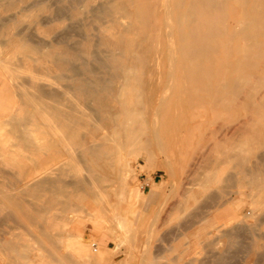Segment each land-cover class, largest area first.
<instances>
[{
	"label": "rangeland",
	"instance_id": "374dc122",
	"mask_svg": "<svg viewBox=\"0 0 264 264\" xmlns=\"http://www.w3.org/2000/svg\"><path fill=\"white\" fill-rule=\"evenodd\" d=\"M138 1L142 4V17H144L141 22L143 25H140L138 18L136 20L135 17L138 9L135 8V4ZM247 1L245 0V7L242 6L241 2L238 3L235 0H224L222 9H217L220 6L216 7L217 11L220 10L219 13L223 10L218 18L220 17L221 21L224 22L221 24H226V29H223L218 22V29L221 30L222 36L220 33H218L220 36L215 33L216 28L213 32L214 35L211 34L209 38H213L211 41L209 40V43L216 49L208 51L207 56L205 53L203 59L201 56L199 63L196 61L197 65L203 64L200 66L203 67L202 69L205 70L206 74L211 72L209 73L211 78L208 75H202V69H199L201 73L197 72V67L191 64L196 68V70H192L190 63H187V69L186 63H174L171 70L172 65L167 60V29L164 21L166 15L162 0H86L84 6L79 7L77 5L76 13L72 11L56 15L54 12L55 0L54 2L53 0H15L14 9L0 11V24H4V28L0 32V42L2 43H0V86L5 90L9 89L8 93L4 92L0 96V106L9 107L8 109H0V115L14 114L16 116V113L20 112L18 115L20 116L26 113L25 106L19 99L14 98L10 91L18 89L15 81L20 82L18 77L20 79L23 77L17 74L22 72L21 74L28 75L35 68L39 71L50 72L51 77L55 79L54 82L43 78L41 82L44 81L45 84L47 83L45 80L48 81L47 84L50 82L51 87L56 88L60 93L62 100L68 98V94L65 95L64 91L68 89L66 84L73 82L72 73L66 69L64 64L57 63L55 68L53 64H50L48 57L49 54L57 53L61 58L69 57L70 53L64 43L77 42L83 49V55L87 57L89 56L88 49L93 48L92 41L98 39L103 55L107 54V50H112L116 56H120L122 49L127 51L138 50V42L144 41L148 35V40L144 41L145 44L141 47V50L146 52V61L139 72V79L138 74H133L129 79L130 81L124 89L126 92L124 98L120 100L107 98L104 100V106L113 115L122 111L120 101L132 106L135 117L127 120L120 116L116 124L127 122L128 126H132L133 133H125L116 127L118 132L115 134L112 132L115 122L105 120L101 127L106 129L105 136L107 135L110 139L106 141L105 148L98 154L99 157H96L94 153L90 154L87 150L95 141L102 140L104 131H100L98 124H93L92 119L88 117V110L85 111L86 116L79 126L78 137L70 141L71 145L65 142L66 145L68 144L67 147L63 143L64 139L61 136L63 134L60 135L62 140L57 137L60 128L55 119L52 125H56L54 127L55 129L57 127L56 131L51 132L48 128L38 130L35 128L34 130L39 131L46 140H53L56 143L57 148L54 153H57L59 159L53 167L61 166V164L64 166L65 161L68 162L64 168L61 166L63 171H58L64 172L63 175L65 176H59L60 173L55 171L59 175L56 176V173L53 178L62 177L61 179L64 178L69 183L74 184L75 182L79 185L80 178L81 182L87 181L88 183L92 177L94 180L92 184L106 189L107 195H109L108 199L112 204L119 201L116 194L120 193L124 187L122 179L126 166L132 171L129 183L141 190L144 185L140 180L141 176L150 178L158 161L162 162L163 165L161 166L166 171V174L159 178L158 183V186L165 191L162 201L155 209L150 210L147 191L142 192L134 203L137 221L130 226L124 225L118 229L114 222L115 216L121 214L122 205L126 206V202H128L126 191L123 193L124 200L119 203V210L113 213L106 204L103 210L95 205L94 209H98L110 218V222L102 225L111 226L114 230V234L108 232L109 237L105 238L103 243L104 245L107 243L109 247L117 244L116 251L111 252L112 250L106 247L109 252L106 256H100L93 252L86 255L82 251L76 253L79 248L83 250L82 244L78 246L77 251H67L64 244L67 242V239L64 238L67 229L72 232L70 228H67V225L70 224L68 219H71V222L81 220L82 218L74 217V215H85V212H90L96 198V187L91 188V185H83V189H80L82 186L72 189L78 192L69 189L68 194L62 193L67 196L57 197L48 189L43 191L41 183L39 185L41 188H38L43 191L42 194V191L37 187L36 192L34 187L30 189L34 185H29V183L31 184L34 179L27 178L26 175H15L14 179L11 177L9 181L7 177L0 176V192L10 194L0 197V264H264V62L260 60L264 56V24L260 27L259 23L256 22L247 24L249 28L256 24V29L257 26L260 29V31L257 29L259 32L255 29L258 32L257 37H255L257 39L253 38L252 40V43L256 42L254 40L258 41L256 42L258 50H260L259 48L262 49L259 51L262 54L260 59H256L257 55L260 56L256 48L251 50L249 47L250 51H247L248 47L245 46L252 37L249 38V36L254 34V37L255 33H251L247 37H242L243 33L242 35L239 33L241 37L236 35L238 33L234 35L235 26H238L237 24L242 20L240 15H242L243 8L250 10L252 7L254 9L261 7V9L259 8V16L258 13L254 16L256 20L259 19L264 23V7H262L264 0H257L258 3L255 0ZM254 1L258 4L257 6H255ZM64 2L68 4L72 0H64ZM104 2H108L111 9L119 7V11H121V5L125 7L127 15H123L124 19L121 22L123 21L124 27L129 28V30L125 28L127 33L123 32L124 27L122 25L120 27L116 24L109 31L100 32L98 28L100 22L88 21L90 13L87 9ZM190 2V0H185L184 4L189 5ZM178 3L179 0H171L170 2L175 21L174 33H177L179 28L176 23L177 15L184 8L182 5L179 7ZM154 11L155 14H153ZM256 11L258 8L255 9L254 14ZM212 13L215 15L216 11L214 10ZM107 18H103V20ZM102 24L103 27H110L112 23L104 22ZM94 27L97 29L94 30ZM30 32L34 34L33 39L34 43H38L37 46L45 45L49 49H41V53L37 54L30 47H27L23 34ZM79 35H84V37H79ZM36 36L38 40L42 39V41H38ZM244 36H246L245 33ZM120 37L124 40L123 43H119ZM228 38H231L232 41L230 39L228 41ZM245 38L248 40L245 41ZM57 41L60 43L57 44ZM227 41L230 42L228 43L229 48ZM259 42H261L260 46ZM253 45L255 47V44ZM148 46H150L149 50ZM227 48L231 50H229L230 55L227 54ZM156 51L157 54H155ZM223 51H225L224 54ZM133 56L132 53H129L128 59L133 60ZM210 56L214 59L211 60L213 64L209 62ZM152 58L157 60L158 66H156L157 63L155 65L150 61ZM224 59L226 60L224 61ZM257 60L261 61L260 65H256ZM221 64H224L227 69H223ZM126 65L127 67L132 66L130 62H127ZM15 66L18 68L21 66L22 68L19 69L21 71L18 68L16 71ZM137 66L134 64L136 69ZM208 68L210 69L209 72H207ZM10 70L12 71L10 72ZM118 71L120 72V70ZM169 71L170 73L173 71V81L170 80ZM12 72L14 74L15 72L19 73L15 74L16 76H13L12 79ZM151 72H153L152 76L148 78ZM186 72L187 75L190 74V80L195 73H199V76L196 74L199 79H194L196 82L192 79L194 82L192 84L185 75ZM134 73L137 72L134 70ZM89 75L92 76V74ZM200 75L205 76L204 82L201 83H204L203 87L208 85L209 92L202 89L200 80L203 77ZM207 76L210 78L211 87L208 84V79L206 80ZM220 81L224 82H222L223 86L221 84L216 85ZM236 81L238 87L235 86ZM169 82H173L172 88L170 94L165 95L164 99L161 97L162 91H164V87H168ZM119 85L118 83L113 85L115 94ZM192 87L197 89V92L192 91ZM149 90L151 91L149 92ZM138 93L140 95L136 97ZM81 102L83 101L81 100ZM41 103L42 101L39 104ZM142 104L145 106L143 107ZM21 105L22 108L19 107ZM32 111L39 118L33 121L29 130L35 127V121L36 123L47 121V118L45 120V118L40 117L39 113L42 115V111L38 113V110L34 111V108ZM46 114L49 115L51 112ZM49 119L48 122H50ZM7 121L8 119L0 118V138L6 139L7 142L3 145L1 143L3 141L0 139V149L8 145V142L14 141L20 148L18 151L24 150L23 147L26 145L22 139L17 141L19 136L16 138L15 135L10 134L15 121ZM51 121L53 120L51 119ZM20 122L25 123L22 120ZM54 128L52 126L49 129L53 130ZM42 131L46 133L43 134ZM60 131L61 129L59 133ZM53 132H57V136ZM38 133L36 132L35 136L40 135ZM41 135L38 138H42ZM25 137H22L23 140ZM60 143L62 147L59 145ZM129 147L132 148L128 150ZM118 155L119 161L117 160ZM35 156L33 157H44L45 154L39 153ZM152 160L153 162H151ZM22 161L25 164L30 163L28 160L22 159ZM236 161L239 163L236 164ZM123 162H125L124 166ZM70 163L71 165H68ZM80 168L81 170H79ZM72 170L74 174L70 173ZM0 171L8 172V168L4 167L2 162ZM255 172L256 175L258 174L257 176L254 175ZM96 175L98 176L96 177ZM231 177L232 180H229ZM19 187L20 190H23L18 192ZM25 189L27 190L25 191ZM23 192L25 193L22 194ZM26 192L28 193L26 194ZM0 196H2L1 193ZM51 197L56 199L55 203H57L58 198L61 204L67 202L68 208L58 205L59 202L56 205L52 202ZM3 198L7 202L2 201ZM9 198L10 200H8ZM47 202L53 204L46 205ZM77 211L79 212L77 213ZM142 214H146L145 217L139 218ZM87 218L88 216H85L83 221H88ZM2 220L7 222L3 223ZM89 233V229L85 228L84 236L89 237ZM112 236H114L115 242Z\"/></svg>",
	"mask_w": 264,
	"mask_h": 264
},
{
	"label": "bare ground",
	"instance_id": "6f19581e",
	"mask_svg": "<svg viewBox=\"0 0 264 264\" xmlns=\"http://www.w3.org/2000/svg\"><path fill=\"white\" fill-rule=\"evenodd\" d=\"M38 1H40V0H38ZM85 1L86 0H72L71 3L65 4L64 0H55V2L53 0V2L55 3V9H54L55 15L58 14V13H62V12H72V11H74L76 13L77 5H79V7L82 6V5L84 6ZM162 1H164V2H162L163 3L162 6L164 7V11H165V15H166L164 21L166 22L165 24H166V29H167L166 30V34H167V49H168V57H167V60H168L169 64L172 65L170 67L171 70H172V68L174 66L173 65L174 63L183 62V63H186V69H187V63H190L189 64L190 66L193 65V66L197 67V69H198V70H196V68L192 66V68H191L192 70H196L197 72H200L199 69L201 70L203 68L200 65H203V64H201V63L199 65L196 64L197 62L199 63L200 57L202 56L201 58L203 59V56H204L205 53H206L205 56H207V52L208 51H210L212 49H213L212 51H214V49H216V48H213L210 45V43H209L213 39V38L212 39H209L210 36H211V34L214 35L213 32L215 31L216 28H217V30L215 31V33L217 35H219L218 33H220V34L222 33L221 30L218 29L219 28L218 27V22L220 23V25L222 26L223 29H226L225 28V25L226 24H221V22H222L221 20L222 19L220 17L218 18V15L220 16L221 15V12L223 10L220 13H219L220 10L217 11V9H222L221 7H224L222 5L224 3V0H190L191 2H190L189 5H185L184 4L185 0H179L178 6L180 7V5H182L184 8L181 11V13L179 15H177V19H176L177 22L176 23H177V25L179 27L177 33H174L175 21H174V17H173L172 8L170 6L171 0H162ZM238 1L239 0H235V2H238ZM255 1L258 3L257 0H255ZM255 1H254V3H255ZM260 1H263V0H260ZM160 2L161 1H159V3ZM239 2H241L242 3V6L245 7V5H246L245 4L246 3L245 0H244V4H243V0H241ZM241 3H240V5H241ZM257 3H255V6L258 5ZM262 3L264 4V1ZM259 5H261V3H259ZM26 6H28V5H26ZM135 6H136L135 7L136 9L138 8L137 9V16L138 17L135 16L136 17V20L138 18V20H139L138 23H140V25H143V23L141 22L142 21V18L144 17V16L142 17V4H141L140 1H138L135 4ZM242 6H241V9L243 8ZM14 7H15V0H0V11H9V10L14 9ZM121 7H122L121 8V11H119V7H117V8L114 7V8L111 9V8H109L108 2H104V3L99 4V5H97L96 7H93V8L91 7L89 9H87V11L90 13L89 14L88 21L89 22H91V21L100 22V24L98 26L100 32L109 31L110 29L113 28V25L114 24H116L117 26H120V27L122 25V27H124L123 26L124 23H122L123 21L121 22V20L124 19L123 15H127V12H126L125 7L123 5H121ZM216 7H219V8L216 9ZM262 7H264V6L262 5ZM40 8H42V7H40ZM257 8H258V11H256V13L254 14L255 9H257ZM259 8L261 9V7H255V9L252 7L250 10L243 8V12H241L242 15H240V16H242V20H240V22L237 24L238 26H235L234 35H235V33H238L236 35H240L239 33H241V35H242V33H243L242 37H247V35H250L251 33L252 34L255 33V36L254 37H253L254 34L249 36V38L252 36L251 37L252 39L250 38L249 42L250 41H251V43L253 42L252 41L253 38L257 37L256 35L260 31V29L258 28V26H257V29H259V31L256 29V24L255 25L253 24L254 26L251 27V28H249V26L247 24L250 25L251 22H256V23H259V27L260 26H263L264 23L262 21H259V19L256 20V18L254 16L257 13H258V16H259V13H260L259 12ZM156 9H155V11H156ZM214 10L216 11V14L218 13L217 15L216 14L213 15L212 12H214ZM155 11H154V13L153 12H151V13L155 14ZM143 13L145 14V12H143ZM152 15H150V16H152ZM215 16H217V17H215ZM106 17H108V18L106 20H103V18H106ZM224 19H225V17H224ZM5 20H7V19H5ZM218 20H220V21H218ZM104 22H111L112 24H110V27H108V26L107 27H103V24L102 23H104ZM124 22H125V20H124ZM222 23H224V22H222ZM148 25H149V23H148ZM3 28H4V24L1 23L0 24V32H1V30ZM125 28L126 27H124V31L123 32L124 33H127L126 29L129 30V28H126V29ZM147 28H150V27H147ZM93 29L96 30L97 27L96 28L94 27ZM255 29L258 32H256ZM224 33H226V32H224ZM232 33H233V31H232ZM244 33L246 34V36H244ZM241 35H240V37H241ZM80 36L81 37H84V35H79V37ZM221 36H222V34H221ZM23 37H25L24 38V41L26 42V46L27 47H30V49L33 50V51H35L37 54H40L41 53V49L47 48L45 45H44L45 47L42 45L43 48L37 46L36 44H38V43L37 42L34 43V39H33L34 34L31 33V32L30 33L23 34ZM36 38H37V36H36ZM148 38H149V36L146 35L144 41L148 40ZM229 39L231 40V38H228V41H229ZM243 39L244 38H242V40ZM255 39H257V38H255ZM37 40H38V38H37ZM247 40H248V38H245V41H247ZM40 41H42V39ZM91 41H92V38H91ZM118 41H119V43H123L124 40L122 39V37H120V39ZM144 41L142 40V41H139L138 42V50L127 51V50L122 49L121 55L120 56H116L115 52H113L112 50H107L106 51L107 54L106 55H103V51L99 47V43H98L99 41H98V39H94V41H92L93 42V44H92V47L93 48L92 49H88L89 56H87V57H85L83 55V49L81 48V46L79 44H77V42H74L72 44L64 43L66 45V49L70 53L69 57L61 58L58 53L57 54H54V55L53 54H49L48 57L50 58L49 59L50 64H53L55 66V68H56L57 63L58 64L59 63L60 64H64V65H66L65 66L66 69L72 73V76L71 77L73 79V82L67 83L66 84V86H67L66 88H68V89H66L64 91L65 95L68 94V98H66L65 100H62L61 97H60V93L57 91V89L56 88L53 89L51 87L52 84H50V82H49V84H47L48 81H53L54 82V80H55L54 77H51V74L48 71H43V70L39 71V69L35 68L33 71L29 72L28 75H23V74H21L22 72L20 74H17L19 72H15V74H17L18 76L19 75H22L23 77L21 79H20V77H18L19 79L16 78L20 82H17V80L15 81V79H14V81L16 82L15 84H17V88L18 89L16 88L17 89V90L15 89L16 91L13 90L12 92L10 91V93L14 96V98L19 99L20 102L22 103V105L25 106V109L24 110L26 111V113H24L23 115H20V116H18L20 112L19 113H16V116L14 114H3V115H0V118H2V119H8L7 122H14L15 121L14 124H13V126H12V130H11L10 134L15 135L16 138H17V136H19V140H17V141H20L22 139L23 143L26 145L25 147H23L24 150L18 151V148L19 147L17 146V144L14 143V141H10V142H8V145H6L4 148L0 149V159H1L0 164L2 162V165L4 167L8 168V172H6V171H0V174H1L0 176L1 177L2 176L3 177H7L8 181H9V178L13 177V179H14V176L15 175H24V176L26 175L27 178H30V179L33 178L34 179V181L31 182V184L29 183V185H34V186H31V187L28 186V187H30V189L31 188L33 189V187H34V190L36 192V189L38 187L39 188L42 187L41 189H43V191L44 190L46 191V189H48L50 191V193L52 192L55 196L57 195V197L67 196V195H64L62 193H65L66 192L68 194L69 189L72 190L73 188H80L81 186H82V188H80V189H83L84 188L83 185H87L88 184V185H91V188H95L96 187L97 188L96 191H95V192H97V193H95L96 194V198H95V201L93 202V207L90 210V212H87V213L85 212V215L75 214L74 217H80V218H82L81 220L83 221V218L85 216H88V218H87L88 221H85V220L84 221L85 222H88V223H91V224H93L94 222L97 224V220H98V222H99L98 225H100L101 228L105 232L104 233V236H106V234H108V232L110 234H114V230L112 229L111 226L108 227V226L102 225L103 223L110 222V218H108L105 213H102L98 209H94V207L96 205L97 208H100L101 210H103V207L106 204L110 208V211L112 213L114 211H116V210H119L118 209L119 203L122 200H124L123 199V193H125V191L127 193V196H126L127 198L126 199L128 200V202L131 203V204L136 203L137 198L142 194V190L140 188L137 189V188L131 186V184L129 183L130 176L132 175V171H130L128 169V167L126 166V168H125L126 171L123 173V179H122V182L124 183V187L122 186L123 189L120 190L121 192L118 193V194H116V197H118L119 201L116 202V204H112L109 201V199H108L109 198V195H107L106 189H102L103 187L102 188L101 187H97V186H95V185L92 184L94 182V180H93L92 177H91L90 182H88V183H87V181L81 182L80 181L81 178H80L79 182L81 184L79 183V185L78 184H75V182H74V184H72L71 182L69 183L64 178L61 179L62 177H60V178L57 177V179L56 178H53V175H55L59 170H62V171L64 170V169H62V167L64 168V166L68 162L65 161L64 166L60 163L62 167L59 166V165L55 166L56 168L53 167L54 165H56V163H57V161L59 159L57 157V153L56 152L54 153V151L57 148V145H56V143L53 142V140H46L44 137H42L43 135H41L40 132L37 131V130L40 129V128H48V130H50L51 132L52 131H56L57 127H56V129L54 128L56 125L55 126L52 125V123L54 122V119H55L57 121V123H56V121H55V123L59 126V128L61 129V131L59 133V130H60L59 129L58 130V133L57 132H53V133H55V135L57 133L59 136H57V135L56 136L59 137V139H60L61 136H63L62 137L64 139V142L63 143L67 142L68 144L70 143V145H71V142L70 141H72L74 138L78 137V135H79V126H80V124L82 123L83 119L86 116L85 111L88 110V117H90V119H92L93 124H95V125L98 124V126H99L98 128L100 129V131L101 130L104 131V136L102 135V140L101 141H95L93 144H91L89 146V149L90 150L89 149L87 150L90 154L94 153V155L96 157H99L98 154H100L101 153V150H103L105 148L106 141L108 139H110V138L107 137V135L105 136L106 129H104V128L101 127L102 124H103V122L105 120H110L112 122H115V124H114L115 126H113V129H112V132H114L115 134L118 132L117 129H122L125 133H130V132L133 133L132 132L133 131L132 126H128V123L127 122L126 123L125 122L124 123L121 122L120 124H116V122L118 121V117H120V116H122V118L127 119V120H131V119H133L135 117V113L133 112L132 106L126 104L124 101H122V102L120 101V105L122 107V111H120V112H118V113H116V114L113 115L109 111H107V108L104 106V100L107 99V98H111V99H113V98L114 99H117L118 98L119 100L122 99V98H124V96L126 95V92H125L124 89L127 86L128 82L130 81L129 79H131V77L133 76V74L134 75L135 74H138V79H139V77H140L139 76V72L144 67L143 64L146 61V59H145V53L146 52H144L145 50L144 51L141 50V47L143 46V44H145V43H143ZM228 41H227V44L230 43ZM255 41L258 42L257 40H254V42ZM249 42L248 43L246 42L248 45L247 44L245 45L244 44L245 42H243V44L246 47H248V50L247 51H250L249 50V47L251 48V50H253V49L256 48V42L255 43H252V44L249 43ZM43 43H44V41H43ZM56 43L58 44V43H60V41H57ZM259 43L258 44L260 46L261 45V42H259ZM39 44H41V43H39ZM253 44H255V47H254ZM35 45L37 46L36 48H35ZM225 45H226V43H225ZM244 45H243V48L245 49ZM149 47L150 46H148V50H149ZM229 47H230V45L228 46V48ZM228 48L226 49V50H228V53L227 54L230 55V53H229V50L230 49H228ZM47 49H49V48H47ZM259 49L260 50H258V48H256V50H258V52L259 51H262L261 48H259ZM224 52L225 51H223V54H224ZM129 53H132L134 55L133 56V60H131V59L129 60L128 59L129 58ZM215 53L217 54V51L216 50H215ZM155 54H157V51H156ZM246 54H248V52H246ZM209 55H211V54H209ZM259 55H260L259 57H258V55L256 56L257 57L256 59H258V58L260 59V57L262 58V56H261L262 54L260 52H259ZM42 56H44V55H42ZM210 57L211 58H209V62L212 63L211 60L213 61L214 59H212V56H210ZM244 58H246V57H244ZM221 60L219 61L220 63L222 62ZM225 60L226 59H224V61ZM260 60H262V62H264L263 61L264 60V56ZM260 60H257L258 63L256 65H260V62H261ZM49 61H47V62H49ZM150 61H152L153 63H155V65L157 63V60L155 58H152ZM127 62H130L133 67L132 66L131 67H127V65H126ZM148 63H146V64H148ZM210 63H209V65L211 66ZM134 64L135 65H138L137 66L138 67L137 69L134 67ZM261 64H263V63H261ZM221 65H219V66H221ZM39 66H40V64H39ZM156 66H158V63H157ZM210 66H208V67L211 69ZM222 66H223V69L226 68V67H224V64ZM15 67H16L15 70L17 71L18 66H15ZM20 67L18 68V70L20 69ZM210 69L207 72H209ZM118 70H120V72ZM134 70L137 73H134ZM202 70L204 71V72L201 71L203 73L202 75H205V76L208 75L209 76L210 75L209 73H211V72H209L208 74H206L205 73V70L204 69H202ZM257 70L259 71V68ZM11 71L12 70H10V72ZM19 71H21V70H19ZM172 72L170 73V71H169V73L171 74V77H170V80L171 81L174 80L173 79V75L174 74ZM223 72H221V73H223ZM100 73H101V75H99ZM152 73L153 72H151L150 77H148V78H151ZM12 74H14V72L11 73V77L13 79V76H16V75L15 74L12 75ZM89 74H92V76L89 75ZM196 74H197V76H199L198 75L199 73H195L193 76L195 77ZM185 75L189 78V75L190 74L187 75V72H186ZM191 76H192V74H191ZM197 76L195 78L194 77H191V78L194 80V79L197 78ZM205 76H201V77H203V79L200 80V84H202L201 82H204V77ZM208 76H207L206 80L208 79V82L209 83L208 82L207 83L210 86V80L209 79L211 77L209 76L210 77L209 78ZM42 78L48 80V81L45 80L47 82L46 84H45L44 81H43L44 83L41 82ZM118 79H120V80L117 81ZM192 79L190 80V78H189V80L193 84L194 82H192L193 81ZM197 79H199V78H197ZM136 81H137V79H136ZM194 81L196 82V80H194ZM222 82L223 81H220L216 85H218V86H219V84L222 85L224 83V82L223 83ZM115 83H118V85L120 83V85L117 88L116 94L113 92L114 91V89H113L114 86L113 85ZM235 83H236L235 86H237V81ZM249 83H251V82H249ZM172 84H173V82L172 83L169 82L168 87H164L165 89H164V91H162L163 94H162L161 97L164 98L165 95L168 96V94H170V89L172 88L171 87ZM203 84L201 85L202 87L204 86ZM238 85H239V82H238ZM218 86H217V88H218ZM205 88H207V89H205ZM202 89L208 91L209 90L208 89V85H207V87H203ZM8 90H5L3 87L0 86V96H2L4 92L5 93H8ZM194 90H195V92H197L196 91L197 89H195V88L193 89V87H192V91H194ZM150 91L151 90H149V92ZM210 91H211V89H210ZM190 93H191V91H190ZM138 95H140V94L138 93L136 95V97H138ZM191 95H195V94H191ZM141 99H143V98H141ZM141 99H139V100H141ZM191 99H193V98H191ZM81 100L83 102H81ZM256 100H257V98H256ZM38 101H40V102L42 101V103L39 104L40 102L38 103ZM21 103H19V104H21ZM139 103H140V101H139ZM141 103H143V102H141ZM22 105L19 106V107L22 108ZM199 105H201V104H199ZM144 106L145 105H143V107ZM8 108L9 107H7L6 105L0 106V109H8ZM20 108H18V109H20ZM33 108H34V111H37L38 110L37 111L38 113L42 111V115H41V113H39V115H40L41 118H45V120L47 118V121L45 123H36V121H35V124H34L35 127L32 128V130H29L30 127L32 126L33 121L36 120V118H39L37 115H34L33 114V111H32ZM47 112L48 113L51 112V114L48 115V114H46ZM35 114H37V113H35ZM20 118L25 123L20 122L21 121ZM49 118H51L53 121H51V119H49ZM48 119H49V121L51 123L48 122ZM52 126H53V128L55 130L54 129L53 130L49 129V128H52ZM116 127H117V129H116ZM35 128L37 130H34ZM36 132L37 133L39 132L38 134H40L42 138H38L40 135L35 136L36 135ZM42 133L44 134L46 132L42 131ZM53 133H52V135H53ZM61 133L63 135H61ZM23 136L24 137L26 136L25 137V140H23V138H22ZM0 139H1V141H3V142H1L3 145H5L7 143L5 141L6 139L5 140H2L3 139L2 137ZM60 140H62V139H60ZM56 142H58V141H56ZM59 145L61 146V143ZM65 145H66V143H65ZM67 145H66V147H67ZM125 145H127V144H125ZM130 148H132V147H129L128 150H130ZM69 150H70V146H69ZM77 151L79 152V150H77ZM39 153L40 154H45V156L44 157L38 156L37 158H34L33 157L35 155H38ZM117 153H118V151H117ZM69 155H70V153H69ZM72 155H74V154H72ZM76 155H77V152H76ZM77 156H75V157H77ZM127 156H129V155L127 154ZM117 157H118L117 160L119 161V155ZM22 159L28 160L30 163L29 164H25L24 161H22ZM151 162H153V160ZM124 163L125 162H123V166H124ZM126 163H128V162L126 161ZM235 163L238 164L239 161L238 162L236 161ZM68 165H71V163L68 164ZM72 165H74V164H72ZM15 168H17V169H15ZM249 168H250V166H249ZM73 169H74V167H73ZM86 169H87V167H86ZM79 170H81V168ZM55 171H57V172H55ZM92 171H93V169H92ZM119 171H121V170H119ZM66 172H68V171H66ZM249 172H250V170H249ZM58 173H60V175ZM58 173L56 174V176H58V175L59 176H62L64 174V172H61V171L58 172ZM70 173H73V170ZM85 173H83V174L85 175ZM120 173H122V171ZM75 175H73V176H75ZM98 175H96V177ZM229 175L228 176L226 175V176L229 177ZM254 175L257 176L258 174L256 175V172H255ZM63 176H65V175H63ZM117 176H119V175L117 174ZM69 177H71V176H69ZM24 179H25V177H24ZM99 179H100V175H99ZM119 179H118V181H119ZM225 179H227V178H225ZM83 180H84V178H83ZM229 180H232V177L229 178ZM255 180H256V177H255ZM102 182H104L103 179H102ZM40 183H41V187L39 186ZM27 189H25V191ZM41 189H39V190H41ZM19 190H20V187L18 189V192H19ZM22 190L23 189H21L20 191H22ZM43 191L41 192V194L43 193ZM225 191H227V190H225ZM28 192H26V194ZM73 192H78V191L75 190ZM0 193L2 195L0 197H3V195H6V196L10 195L9 193L7 194L6 192L3 194L2 191ZM24 193L25 192H23L22 194H24ZM29 194H31V193H29ZM39 196H38V198H39ZM12 198H14V197H12ZM51 199H53L52 202L55 203V200L56 199L55 198H52V197H51ZM8 200H10V198ZM58 200L60 201V199L59 198L57 199V203H55L56 205L59 202ZM2 201H4V198H3ZM5 201L7 202V200H5ZM43 203H44V201H43ZM48 203L49 202H47L46 205L53 204V203H50V204H48ZM59 203L60 204H58V205L67 206L66 205L67 202L65 204H61V202H59ZM30 204L33 205L32 203H30ZM10 205H13V204H10ZM44 205H45V203H44ZM40 206H42V205H40ZM40 206H38V209H40L39 208ZM231 206H232V204H231ZM35 208H36V206H35ZM43 208H41V209H43ZM67 208H68V206H67ZM70 208H71V206H70ZM71 209H73V208H71ZM43 210H45V209H43ZM38 211H40V210H38ZM73 211H74V209H73ZM78 212L79 211H77V213ZM115 218L116 219L115 220L113 219V220H114V222L116 224V227L118 229H121L124 225H126V227L128 225L130 226V223L125 222L120 214L119 215L117 214V216H115ZM6 220H2L3 223ZM68 221L71 223V219H68ZM243 221H245V220H243ZM22 226H24V225H22ZM64 226H66V225H64ZM67 228H69L68 225H67ZM130 230H132V229H130ZM225 235H226V233H225ZM112 237H113V240L115 242L114 236H112ZM64 238L67 239V242L64 243L67 251H72V252L73 251H77L78 246L80 244H82V245L85 244L88 247L90 246V245H88V242L90 240H83L82 236H79L76 233L74 234L73 232H70L69 229H67V232H66ZM116 246H117V244H114L111 247V250H112L111 252L116 251ZM97 253H99V252L97 251Z\"/></svg>",
	"mask_w": 264,
	"mask_h": 264
},
{
	"label": "crops",
	"instance_id": "0c3cea01",
	"mask_svg": "<svg viewBox=\"0 0 264 264\" xmlns=\"http://www.w3.org/2000/svg\"><path fill=\"white\" fill-rule=\"evenodd\" d=\"M161 165H163L162 162L158 161L157 167H156L155 171L153 172V174L151 175L150 178H147L146 176H141V178H140L141 182L144 183V185L142 187V192H144L145 190L147 191L148 200H149L148 205H149L150 210L155 209L158 206V204L160 203V201H162V198L165 196L164 195L165 191L162 189V187L158 186V183L160 181L159 178H161L162 176H164L166 174L165 168H163ZM136 213H137V211L134 208V204L126 202V206L122 205V210H121L120 215L122 216V218L125 222L130 223V224H134L137 221ZM145 215L146 214H142V215H140L139 218H144ZM69 226H70L69 228L72 230V232L74 234L76 233L79 236H82L83 240H90L89 241L90 242L89 247L84 244L82 247L83 250H81V248H79V251H77L76 253H79L82 251V252H84L83 254L86 255L88 253L93 252L94 254H99L100 256H106L109 254V252L107 251V248H106V247H109L108 244L106 243L104 245V243H103L104 239L109 237V235L106 234V236H104L105 232L101 228L100 225L95 224V223H93V224L87 223L85 221L78 219V220H74L73 222H71L69 224ZM85 228L89 229V231H90L89 237L84 236ZM108 249H111V247H109ZM97 251L99 253H97Z\"/></svg>",
	"mask_w": 264,
	"mask_h": 264
}]
</instances>
